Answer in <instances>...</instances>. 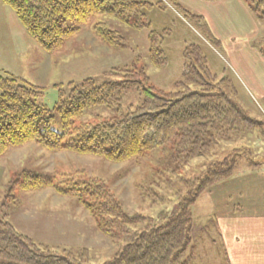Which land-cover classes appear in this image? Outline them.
Masks as SVG:
<instances>
[{
  "label": "rangeland",
  "instance_id": "rangeland-1",
  "mask_svg": "<svg viewBox=\"0 0 264 264\" xmlns=\"http://www.w3.org/2000/svg\"><path fill=\"white\" fill-rule=\"evenodd\" d=\"M137 1L151 5L127 12L133 26L96 17L82 25L55 53L41 49L26 34L15 13L0 1V74L8 73L41 89V104L51 110L58 103L59 90L65 99L64 94L72 86L79 87L86 80L96 86L119 82L133 70L143 74L144 78L139 79L155 93L175 94L183 91L182 86L192 89L195 86L186 85L182 77L185 68L195 65L208 73L206 76L202 72L205 82L213 84L210 90L217 94L223 90L228 97H235L254 124L234 123L231 119L217 122L203 138L205 143L211 138L212 144L195 159H188L172 144L119 163L94 155L52 152L34 143L8 148L0 155V221L42 251L83 264L111 263L123 244L106 238L98 229L101 226L97 219L84 209V203L92 204L89 191H105L123 214L150 218V225L158 226L180 204L196 197L198 183L218 169V164L234 161L237 166L233 176L207 188L190 209L193 221L203 225L211 220L206 233L191 224L195 228L190 241L206 235L195 249L196 264H229L220 230L212 227L217 215L231 214L237 205L241 207L236 210L239 213H264V198L259 203L246 193L242 198L239 195L243 181L247 184L248 179V185L254 183L256 188L264 189V97L244 85L226 52L199 35V26L186 18L185 8L176 5V0ZM245 6L257 19V35L250 39V46L262 50L264 20L253 12L254 8ZM142 100L141 91H135L124 95L118 104L90 108L73 128L79 131L106 124L133 111ZM50 128L61 132L55 113ZM254 162L262 165L257 172L247 168ZM34 179H40L43 185L32 188ZM54 187L58 191L79 189L83 195L80 200L68 197Z\"/></svg>",
  "mask_w": 264,
  "mask_h": 264
},
{
  "label": "trees",
  "instance_id": "trees-1",
  "mask_svg": "<svg viewBox=\"0 0 264 264\" xmlns=\"http://www.w3.org/2000/svg\"><path fill=\"white\" fill-rule=\"evenodd\" d=\"M241 1L249 8H254L253 12L264 20V12L261 11L264 0ZM1 2L15 13L26 34L47 53L59 51L71 36L79 32L82 25L96 17L112 18L133 26L134 24L128 21L131 17L127 12L150 4L137 0H1ZM176 5L182 7L178 3ZM184 13L186 18L199 26L196 31L209 45L218 46L217 40L212 37L201 16L187 10H184ZM96 31L108 41L98 28ZM260 53L264 55V48ZM195 68H197L195 65L190 69L187 67L188 70L185 68L182 77L186 85L192 84L195 88L182 86V92L168 95L155 93L139 79L144 78L143 74L133 70L126 73L119 82H106L96 86L93 81L86 80L79 87L72 86L68 94H64L67 95L65 99L59 90L58 103L51 110L41 104L43 97L41 89L23 83L8 73H1L0 155L8 148L34 143L52 152L94 155L119 163L137 158L165 144H172L183 151L188 159L201 157L212 144L211 138L208 143H205L203 138L208 131L215 129L217 122L227 123L231 119L234 123L239 121L253 125L254 119L244 113L235 97H228L223 90L220 94L210 90L209 85L213 84L205 82L202 72H205L206 76H209L208 73ZM135 91H141L142 103L125 116H119L93 128L79 131L73 128L74 122L86 110L99 105L118 104L124 95ZM54 113L59 117L60 133L50 128ZM220 164L218 169L209 172L200 180L195 190L196 197L207 188L228 180L237 163L234 161L227 163L223 160ZM39 183L43 185L40 179H34L31 182L32 188H36ZM54 190L58 191L55 187ZM58 192L79 200L83 195V191L79 189ZM103 192H99V189L89 191L92 204L84 203L83 206L97 219L101 226L98 229L106 238L123 244L114 261L105 264H196L195 249L206 235L192 238L191 242L189 237L195 228L191 224L200 226L206 233L211 222L209 220L201 225L193 221L190 209L196 197L188 201L189 203L180 204L164 224L151 226L150 218L144 220V217L138 215L129 217L123 214L119 206L116 207L107 193ZM143 224H146V227H143ZM137 227L139 230L133 232ZM0 264L83 263L42 251L27 238L17 234L12 227L0 221Z\"/></svg>",
  "mask_w": 264,
  "mask_h": 264
},
{
  "label": "crops",
  "instance_id": "crops-1",
  "mask_svg": "<svg viewBox=\"0 0 264 264\" xmlns=\"http://www.w3.org/2000/svg\"><path fill=\"white\" fill-rule=\"evenodd\" d=\"M176 1L185 10L204 19L212 37L217 40L219 48L226 52L244 85L264 97V55L260 53L261 49L252 48L249 43L257 35V27L254 26L257 19L245 4L241 0ZM260 164L254 162L247 168L257 172L262 168ZM244 182L240 198L246 193L247 197L258 199L261 203L264 198V192L261 191L264 189L256 188L254 183L248 185L251 179H248L247 184ZM237 209H241L240 205L233 208L231 214L223 213L214 218L216 220L212 229L218 227L220 230L226 258L229 264H264V213H239Z\"/></svg>",
  "mask_w": 264,
  "mask_h": 264
}]
</instances>
